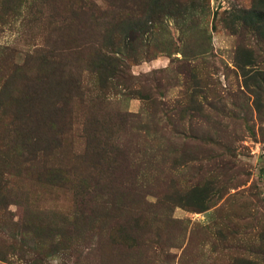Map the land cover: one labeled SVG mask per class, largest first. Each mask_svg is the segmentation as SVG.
<instances>
[{"label": "rangeland", "instance_id": "rangeland-1", "mask_svg": "<svg viewBox=\"0 0 264 264\" xmlns=\"http://www.w3.org/2000/svg\"><path fill=\"white\" fill-rule=\"evenodd\" d=\"M0 264H264V0H0Z\"/></svg>", "mask_w": 264, "mask_h": 264}]
</instances>
